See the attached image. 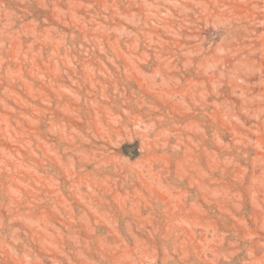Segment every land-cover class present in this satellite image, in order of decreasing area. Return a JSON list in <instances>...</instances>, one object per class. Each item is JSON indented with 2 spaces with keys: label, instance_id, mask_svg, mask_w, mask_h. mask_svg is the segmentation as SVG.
<instances>
[{
  "label": "rangeland",
  "instance_id": "374dc122",
  "mask_svg": "<svg viewBox=\"0 0 264 264\" xmlns=\"http://www.w3.org/2000/svg\"><path fill=\"white\" fill-rule=\"evenodd\" d=\"M0 264H264V0H0Z\"/></svg>",
  "mask_w": 264,
  "mask_h": 264
}]
</instances>
